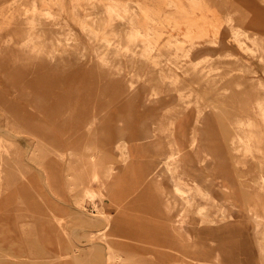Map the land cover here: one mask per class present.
Returning a JSON list of instances; mask_svg holds the SVG:
<instances>
[{"label":"rangeland","instance_id":"1","mask_svg":"<svg viewBox=\"0 0 264 264\" xmlns=\"http://www.w3.org/2000/svg\"><path fill=\"white\" fill-rule=\"evenodd\" d=\"M59 1L0 0V264H264V0H209L229 45L163 35L150 58L108 8L139 2Z\"/></svg>","mask_w":264,"mask_h":264},{"label":"bare ground","instance_id":"2","mask_svg":"<svg viewBox=\"0 0 264 264\" xmlns=\"http://www.w3.org/2000/svg\"><path fill=\"white\" fill-rule=\"evenodd\" d=\"M72 1H73V7H72L73 8V14L76 17L75 13L78 12V8H79L77 6L78 2H77V0H72ZM134 1L139 2V5H138L139 6V12H135V11L131 10L132 8L130 7V5L127 2H125V3L119 2L115 5H108V8H111V12L113 14L122 17L126 22H128L130 24L131 31L129 33V39L131 42H136L138 40L142 42V44L145 48L143 56H145L147 58L152 57V55H149L148 53L149 52L151 53L155 48H158V45H160V43H161L159 38H161L163 35L167 36V40H166L167 43L166 44L168 46L174 45V44L179 45L180 40L178 39V37L175 38V36L177 34H183V36L185 38L184 41H190L193 44H195L198 41V40H196V38H204L205 39V37H207L209 39L210 43H212V44L220 43L223 45L222 47H224L225 44L229 45V43H230L229 41H227V38H225L223 36L222 29H220V25L218 24L217 20L212 16L215 12V9L211 6L209 0H154L152 2H150L149 0H143V1L134 0ZM48 13H51V11L50 12L48 11ZM230 15L233 16V14H230ZM232 16H228L226 19L227 25H229V28L232 29V34L230 36L235 41H238L239 44H241L242 46H245L246 49L248 46L246 43L244 45L245 41H244L243 37H248V40H249V38H251L253 40V43L255 45V48L253 47L254 49L261 48L262 45H260V42L257 41L258 39L256 37H252L250 34H248V32L240 29L239 26H237L236 24L233 23L234 17H232ZM32 26H33V24H32ZM184 28H186L187 32H184ZM173 30H176L178 32L175 33ZM227 34H229V33H227ZM181 37H180V39H181ZM229 37H228V39H229ZM235 41H233V42L235 43ZM262 44L264 45V43H262ZM194 46H196V45H194ZM242 46H241V48H242ZM251 46H253V45H251ZM0 51H3V49L0 48ZM160 51H162V48H160ZM205 52L203 50L198 51V52L197 51H187L185 55H190L191 53H194V59L196 60L193 67H191V69H189V68L188 69L192 70L193 72H196V73L200 74L202 77H204V79L206 80L205 81L206 83H215L216 84L218 82V80L212 78V77H216V75H218V74H215L213 72V68H214L213 64L215 62L213 64L208 65L207 67L203 68L202 70H200V68H199L198 64L200 63V61L204 60V58L206 56H209L211 54V53L205 54ZM255 52H259V50L254 51V53ZM251 53H253V51ZM254 55L255 54H253L252 57ZM175 56H177V54ZM218 56H219V54H218ZM173 57L174 56H172L171 54H166L163 51L160 53V58L168 59L169 62L172 61V63H174L175 67L181 68L179 66L178 62L176 60H174L175 58H173ZM213 58H214V56H213ZM262 59H264V57ZM156 61H157L156 64L160 65L159 60L157 59ZM263 62H264V60H263ZM239 63H241V61ZM261 63H260V65H261ZM262 64H264V63H262ZM206 68H208V69H206ZM246 68H248V67H246ZM160 70H163V69L160 68ZM181 70H184V69H181ZM172 74L173 73L170 74L171 77H172ZM260 85L262 86V89H263L264 88V82H260ZM239 87H241V86L239 85ZM256 105H257L256 107H258V109H259L258 111L260 113H258L257 111L256 112L258 114H261L260 116L264 122V101L258 100L256 102ZM204 118H205V113L203 111L202 116H201L202 122H203ZM237 123L242 125L243 123H246V122L238 121ZM248 124L252 125V124H255V122L250 120L248 122ZM146 136H148V135H146ZM258 138H259V135L255 131H253V130L250 131V130L244 129L242 127H236L235 135L233 138V144L235 146L238 145V146L244 147L248 150H251L255 147H258ZM215 157L217 160L220 159V155L218 153H216ZM215 172L219 173V175H220V172H221L220 166L216 165ZM111 180H112L111 175H109V183H107V184H110ZM104 185L105 184H103V186ZM89 188H90L89 190L91 192V187H89ZM261 189L264 190V180H263V184L261 186ZM103 192H101L100 194H102ZM202 194H204V195L206 194V195H208V197L211 196L210 190H208V191L203 190ZM249 202L251 203V206L257 205L259 207V205H264L263 204L264 200L261 198V196H259L257 194L252 196V198H250ZM257 216H258L259 221L264 220V212L257 213ZM106 222L108 224L109 220H106Z\"/></svg>","mask_w":264,"mask_h":264}]
</instances>
